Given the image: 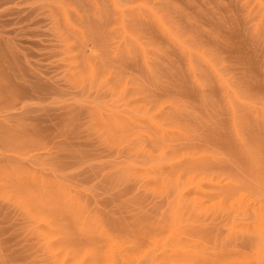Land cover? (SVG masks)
Wrapping results in <instances>:
<instances>
[{
    "label": "rangeland",
    "instance_id": "374dc122",
    "mask_svg": "<svg viewBox=\"0 0 264 264\" xmlns=\"http://www.w3.org/2000/svg\"><path fill=\"white\" fill-rule=\"evenodd\" d=\"M0 264H264V0H0Z\"/></svg>",
    "mask_w": 264,
    "mask_h": 264
}]
</instances>
